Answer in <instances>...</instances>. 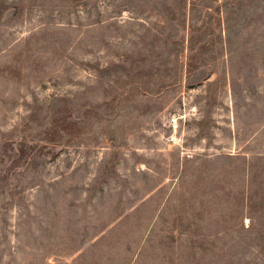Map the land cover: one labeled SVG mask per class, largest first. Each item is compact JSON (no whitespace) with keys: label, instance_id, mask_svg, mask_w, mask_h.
<instances>
[{"label":"rangeland","instance_id":"1","mask_svg":"<svg viewBox=\"0 0 264 264\" xmlns=\"http://www.w3.org/2000/svg\"><path fill=\"white\" fill-rule=\"evenodd\" d=\"M0 264H264V0H0Z\"/></svg>","mask_w":264,"mask_h":264}]
</instances>
